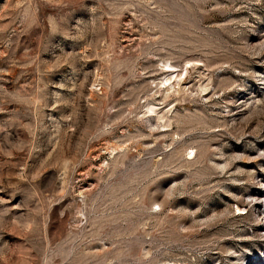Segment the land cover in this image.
I'll return each mask as SVG.
<instances>
[{
    "label": "rangeland",
    "instance_id": "rangeland-1",
    "mask_svg": "<svg viewBox=\"0 0 264 264\" xmlns=\"http://www.w3.org/2000/svg\"><path fill=\"white\" fill-rule=\"evenodd\" d=\"M0 264H264V0H0Z\"/></svg>",
    "mask_w": 264,
    "mask_h": 264
},
{
    "label": "bare ground",
    "instance_id": "bare-ground-1",
    "mask_svg": "<svg viewBox=\"0 0 264 264\" xmlns=\"http://www.w3.org/2000/svg\"><path fill=\"white\" fill-rule=\"evenodd\" d=\"M171 70V69H170ZM171 79H172V77H169L166 81H165V83H164V85H166L167 83H169L170 81H171ZM151 111H153L152 109H151ZM258 197V196H257ZM257 197H256V199H257ZM244 205V204H243ZM258 205V203H254L252 206H251V208H256V206ZM245 206V205H244ZM243 206V207H244ZM250 207V206H249ZM237 210L239 211V212H241V208H239V207H237ZM244 210V209H243ZM242 210V211H243ZM247 210V209H246ZM257 210V209H256ZM245 211V210H244ZM240 215H243L242 213H240Z\"/></svg>",
    "mask_w": 264,
    "mask_h": 264
}]
</instances>
